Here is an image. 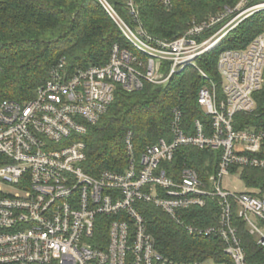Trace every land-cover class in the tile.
Segmentation results:
<instances>
[{
	"label": "built area",
	"instance_id": "built-area-1",
	"mask_svg": "<svg viewBox=\"0 0 264 264\" xmlns=\"http://www.w3.org/2000/svg\"><path fill=\"white\" fill-rule=\"evenodd\" d=\"M100 1L135 51L115 43L106 64L76 70L63 58L34 97L0 100V264H170L156 248L140 203L161 209L191 235L222 239L234 264H249L233 217L237 213L264 247V196L229 189L223 182L227 176L239 177L245 167L264 168L259 156L264 132L234 125L237 114L257 108L255 94L264 86V32L243 49L220 53L221 91L197 60L243 20L264 10V0H240L208 20L194 21L174 39L150 34L132 0L135 26L107 0ZM189 66L210 83L198 97L209 125L198 118L185 123L176 108L170 140L148 145L138 159L129 132L123 170L98 176L86 172L83 137L107 112L118 86L132 93L148 83L166 84ZM180 147L220 151L210 184L190 166H165ZM209 198L219 203L218 223H187L191 209L205 207Z\"/></svg>",
	"mask_w": 264,
	"mask_h": 264
},
{
	"label": "trees",
	"instance_id": "trees-1",
	"mask_svg": "<svg viewBox=\"0 0 264 264\" xmlns=\"http://www.w3.org/2000/svg\"><path fill=\"white\" fill-rule=\"evenodd\" d=\"M132 26L136 18L131 0H107ZM138 19L155 37L174 39L182 35L194 21L203 22L235 7L240 0H132ZM215 27L206 33L209 36ZM264 32V10L243 20L230 31L214 50L197 60L198 66L218 83L217 64L226 49H243L256 35ZM119 43L135 51L100 0H0V100L25 101L35 96L37 88L48 79L50 70L63 58L71 70L106 64L112 47ZM210 83L193 66L176 73L166 84H146L128 93L118 86L115 99L100 120L89 126L83 140L86 144L84 170L94 176L105 170L120 171L127 164L125 139L129 132L138 159L145 148L160 138L171 139L174 109L182 110L184 121L191 124L201 119L206 125L210 117L198 102L199 91ZM257 108L252 114H237L235 128L254 127L264 132V86L255 94ZM264 158V143L259 154ZM220 151L180 147L166 167L196 169L201 179L210 184L216 173ZM247 190L264 196V168L245 167L239 173ZM156 248L170 264H234L225 252V243L217 237L191 235L161 209L140 203ZM220 206L209 198L205 207L191 209L187 223L210 226L218 223ZM249 264H264V247L257 244L245 222L234 214Z\"/></svg>",
	"mask_w": 264,
	"mask_h": 264
},
{
	"label": "rangeland",
	"instance_id": "rangeland-1",
	"mask_svg": "<svg viewBox=\"0 0 264 264\" xmlns=\"http://www.w3.org/2000/svg\"><path fill=\"white\" fill-rule=\"evenodd\" d=\"M215 30H214V32H215ZM212 33H210V35ZM223 184H224V186H226L229 189H233L234 190V188H236L237 190H247V187H246L245 183L239 177L227 176L224 179Z\"/></svg>",
	"mask_w": 264,
	"mask_h": 264
}]
</instances>
